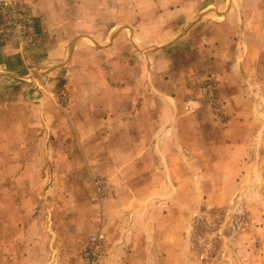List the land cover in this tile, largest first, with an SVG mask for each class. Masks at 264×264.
I'll use <instances>...</instances> for the list:
<instances>
[{"label": "rangeland", "instance_id": "374dc122", "mask_svg": "<svg viewBox=\"0 0 264 264\" xmlns=\"http://www.w3.org/2000/svg\"><path fill=\"white\" fill-rule=\"evenodd\" d=\"M22 1L0 264H264V0Z\"/></svg>", "mask_w": 264, "mask_h": 264}, {"label": "built area", "instance_id": "2783aa9c", "mask_svg": "<svg viewBox=\"0 0 264 264\" xmlns=\"http://www.w3.org/2000/svg\"><path fill=\"white\" fill-rule=\"evenodd\" d=\"M33 12L22 0H0V36L2 44L23 51L37 38Z\"/></svg>", "mask_w": 264, "mask_h": 264}, {"label": "crops", "instance_id": "0c3cea01", "mask_svg": "<svg viewBox=\"0 0 264 264\" xmlns=\"http://www.w3.org/2000/svg\"><path fill=\"white\" fill-rule=\"evenodd\" d=\"M11 52L12 50H10L9 47L0 44V72L3 70V68L7 69L6 71L7 73L10 72L8 68L11 66L12 64L11 61L14 59L13 53ZM73 58H74V51L72 52V59Z\"/></svg>", "mask_w": 264, "mask_h": 264}]
</instances>
